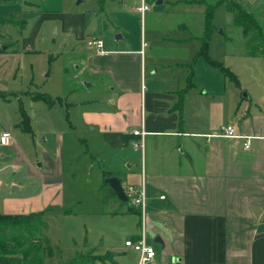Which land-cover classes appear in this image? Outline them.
Wrapping results in <instances>:
<instances>
[{
  "label": "crops",
  "instance_id": "1",
  "mask_svg": "<svg viewBox=\"0 0 264 264\" xmlns=\"http://www.w3.org/2000/svg\"><path fill=\"white\" fill-rule=\"evenodd\" d=\"M114 2L104 0L99 8L103 12ZM185 2L193 5L197 0ZM198 7L200 14L202 6ZM65 20L82 23L83 17L65 15ZM13 24L28 26L21 17ZM201 36L198 30L195 37L166 41L198 45L200 50ZM11 46L10 40L0 39V52L11 51ZM142 47L105 50L103 46L102 52L94 53V66L110 73L109 108L86 119L89 133L99 136L101 156L92 162L99 164L101 180L92 203L100 207L89 210L79 244L71 238L67 242L66 259L82 253L98 258L91 264H135L137 256L124 242L136 239L139 219L130 202H120L104 184L114 177L126 195L129 188L144 189L146 241L156 253L152 264H176L177 260L179 264H264V68L252 77L255 84L252 90L245 89L240 102L242 86L237 75L233 74L239 95L233 84L220 77H191L188 63H168L162 58L151 61L146 73ZM7 60L2 65L5 75L0 76V89L4 88L1 80L19 82L12 77L18 63L10 62L7 75ZM242 63L247 69L252 65L247 60ZM179 70L181 74H175ZM225 125L233 127L239 138L218 136ZM133 131L146 133L143 154L132 148ZM247 140L249 149L244 150ZM51 164L49 159L35 161L33 169L29 162L34 172L44 171L39 183L35 182L43 193L48 184L56 185L49 201L35 210L33 203L31 212L25 209L12 215L71 217L60 198L62 169L50 173ZM12 186V191L18 190Z\"/></svg>",
  "mask_w": 264,
  "mask_h": 264
},
{
  "label": "rangeland",
  "instance_id": "2",
  "mask_svg": "<svg viewBox=\"0 0 264 264\" xmlns=\"http://www.w3.org/2000/svg\"><path fill=\"white\" fill-rule=\"evenodd\" d=\"M140 1L115 0L102 12L97 0H0V39L13 44L11 51L0 52V76L5 75L2 65L10 56L5 67L7 75L10 62L15 60L18 69L12 77L15 75L19 81L12 84L1 80L0 214L14 216L25 209L31 212L33 203L35 210L49 201L56 185L48 184L43 193L37 183L44 171L35 168L34 172L32 167L35 161L49 159L50 173L62 169L60 198L63 210L71 216L62 219L48 215L43 220L45 227L39 228L36 244L42 264L68 262L67 242L71 238L79 244L89 210L100 207L92 203L94 195L99 194L101 180V168L92 162L101 156L99 136L89 133L86 119L91 113L109 108L106 88L110 73L94 66L96 51L87 48L88 42L100 40L105 50L143 46L146 73L151 61L162 58L171 61L168 63H188L197 78L220 77L233 84L239 95L236 82L197 57L198 45L180 46L166 41L195 37L198 30L202 34L204 5L200 4L199 14L198 0L193 5H183V0H145L149 10L142 19L136 11ZM199 1L215 5L219 0ZM238 1L248 5L249 11L263 22L264 0ZM72 14L81 15L83 22L66 21L65 15ZM20 17L27 21L26 28L13 24ZM212 23L215 31L210 38L209 58L238 76L241 102L245 89L252 90L255 84L252 77L261 74L264 61L248 59L241 29L232 25V17L223 7L215 9ZM246 60L252 62L248 69L242 63ZM156 68L159 71L160 66ZM177 73L181 74V70ZM39 94L49 97L52 104L34 101L32 97ZM21 109L29 118L31 133L21 124ZM62 143L60 168L57 164ZM12 185L18 190L12 191Z\"/></svg>",
  "mask_w": 264,
  "mask_h": 264
},
{
  "label": "trees",
  "instance_id": "3",
  "mask_svg": "<svg viewBox=\"0 0 264 264\" xmlns=\"http://www.w3.org/2000/svg\"><path fill=\"white\" fill-rule=\"evenodd\" d=\"M100 7L104 0H97ZM198 4L204 5L203 13V32L200 37L201 47L197 57L205 59L212 67L218 69L221 73L236 82V79L227 68L222 64L209 58L210 38L215 31L213 26L214 11L218 7L223 9L232 17V25L241 29L243 40L247 46L246 54L251 57L261 58L264 61V11L263 22H259L255 15L249 11V6H244L238 0H219L215 5L204 4L198 1ZM2 23V22H1ZM191 72L190 76L192 77ZM34 101H44L49 106L52 104L50 98L44 94L32 97ZM22 121L26 132L31 133L29 118L21 109ZM132 212H135L134 210ZM68 214V211H66ZM45 213H39L30 216H6L0 215V264H42L40 252L36 247L39 228L45 227L43 220ZM10 244L11 247L7 248ZM98 258H93L92 254H76L68 262L61 264H91Z\"/></svg>",
  "mask_w": 264,
  "mask_h": 264
},
{
  "label": "built area",
  "instance_id": "4",
  "mask_svg": "<svg viewBox=\"0 0 264 264\" xmlns=\"http://www.w3.org/2000/svg\"><path fill=\"white\" fill-rule=\"evenodd\" d=\"M148 7L144 1L141 0L139 5L136 7V11L141 17L148 11ZM88 49H94L96 52H102L103 44L100 40L92 41L87 43ZM132 148L134 151L143 154V137L146 135L143 131H133ZM220 137L225 138H239L235 134L233 127L229 125L222 126L217 134ZM249 149V141L247 140L244 144V150ZM127 197L130 205L137 211L139 223L138 230L135 240H126L124 247L133 251L136 254L135 264H152L155 260L156 253L152 246L146 241V204H145V192L143 187L135 191L133 188L128 189Z\"/></svg>",
  "mask_w": 264,
  "mask_h": 264
},
{
  "label": "water",
  "instance_id": "5",
  "mask_svg": "<svg viewBox=\"0 0 264 264\" xmlns=\"http://www.w3.org/2000/svg\"><path fill=\"white\" fill-rule=\"evenodd\" d=\"M157 4H161V1H158ZM104 184L109 186V188H111V190L114 192L116 198L124 203V204H129V200H128V197L127 195L125 194L124 192V189L123 187L121 186V183L114 177L112 178H107L105 181H104ZM11 245L8 244L7 245V248H10ZM176 264H179V261L177 260L176 261Z\"/></svg>",
  "mask_w": 264,
  "mask_h": 264
}]
</instances>
